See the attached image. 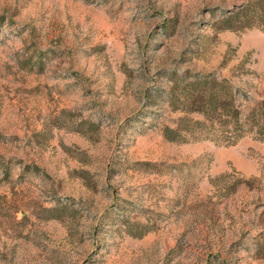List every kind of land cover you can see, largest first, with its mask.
<instances>
[{"label": "rangeland", "instance_id": "374dc122", "mask_svg": "<svg viewBox=\"0 0 264 264\" xmlns=\"http://www.w3.org/2000/svg\"><path fill=\"white\" fill-rule=\"evenodd\" d=\"M246 1L0 0V264H264V140L163 134L196 75L263 92Z\"/></svg>", "mask_w": 264, "mask_h": 264}, {"label": "trees", "instance_id": "16d2710c", "mask_svg": "<svg viewBox=\"0 0 264 264\" xmlns=\"http://www.w3.org/2000/svg\"><path fill=\"white\" fill-rule=\"evenodd\" d=\"M215 27L218 31H264V0H247L225 10ZM185 103L187 111L198 118H183L175 128L165 127L163 134L170 141H178L183 133L221 145H234L244 137L264 140V89L260 95L252 96L228 78L196 75L189 82Z\"/></svg>", "mask_w": 264, "mask_h": 264}]
</instances>
